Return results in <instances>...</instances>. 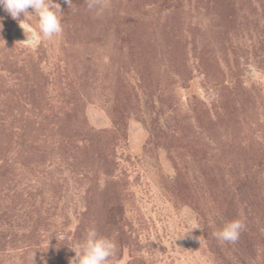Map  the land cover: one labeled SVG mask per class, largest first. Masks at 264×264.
Listing matches in <instances>:
<instances>
[{
    "label": "rangeland",
    "instance_id": "rangeland-1",
    "mask_svg": "<svg viewBox=\"0 0 264 264\" xmlns=\"http://www.w3.org/2000/svg\"><path fill=\"white\" fill-rule=\"evenodd\" d=\"M57 3L33 45L0 8V264L93 228L109 264H264V0Z\"/></svg>",
    "mask_w": 264,
    "mask_h": 264
},
{
    "label": "clouds",
    "instance_id": "clouds-1",
    "mask_svg": "<svg viewBox=\"0 0 264 264\" xmlns=\"http://www.w3.org/2000/svg\"><path fill=\"white\" fill-rule=\"evenodd\" d=\"M65 3L70 5L71 0H65ZM89 7L92 5L89 4ZM0 8H3L12 19L18 20L24 35L28 33L24 41L29 45L37 43L41 37L52 39L63 33L61 23L63 12L57 0H0ZM21 14L23 19H20ZM32 17L38 22V31L33 30L27 22ZM2 27L0 24V28ZM186 215L188 219L192 218L190 211ZM244 227V223L238 219L225 220L221 222L214 235L218 241L235 243ZM196 228H200L198 223H194L191 230ZM61 239L66 237L62 236ZM115 248L116 245L111 239L100 235L94 228L90 229L85 239L72 247L75 256L70 259L69 264H109L110 258L115 254Z\"/></svg>",
    "mask_w": 264,
    "mask_h": 264
}]
</instances>
